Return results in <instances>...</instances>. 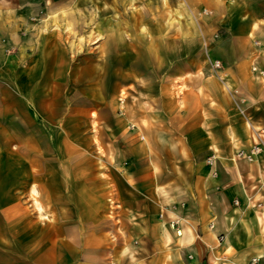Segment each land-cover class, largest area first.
Returning <instances> with one entry per match:
<instances>
[{
  "label": "crops",
  "instance_id": "crops-1",
  "mask_svg": "<svg viewBox=\"0 0 264 264\" xmlns=\"http://www.w3.org/2000/svg\"><path fill=\"white\" fill-rule=\"evenodd\" d=\"M254 65L264 0H0V264H264Z\"/></svg>",
  "mask_w": 264,
  "mask_h": 264
},
{
  "label": "rangeland",
  "instance_id": "rangeland-1",
  "mask_svg": "<svg viewBox=\"0 0 264 264\" xmlns=\"http://www.w3.org/2000/svg\"><path fill=\"white\" fill-rule=\"evenodd\" d=\"M81 16L83 17V13H81ZM178 124L179 123H175L176 126H178ZM172 132H173L172 134L169 132L168 136L165 137L164 131H163L161 133V136L160 135L158 136V140H159V145L160 146L162 145L163 147H166V146L174 147L175 148V152H173V153H167V152L161 153L160 157L162 159H165V160H171V162H174V163L176 162L177 163V167L176 168L180 172L184 173L183 172V169H185L184 164L187 165L188 160L185 159V154L178 153L177 152L178 148H176L179 145V143H184L183 142L184 138L182 139L183 135L180 133V130H178L177 128H174V130ZM179 136H181V137H179ZM254 141H257V138H255ZM182 154L184 155V159L182 158L183 157Z\"/></svg>",
  "mask_w": 264,
  "mask_h": 264
},
{
  "label": "built area",
  "instance_id": "built-area-1",
  "mask_svg": "<svg viewBox=\"0 0 264 264\" xmlns=\"http://www.w3.org/2000/svg\"><path fill=\"white\" fill-rule=\"evenodd\" d=\"M213 67H220V62L218 60H214L212 63ZM253 71H257L259 74H264V69H258L257 66L252 67ZM264 153V140H262L259 136H257V141H254L249 149H239L235 156L237 158L244 159L246 161H252L256 157H258L260 154ZM214 159V155H210L207 157V162L212 164Z\"/></svg>",
  "mask_w": 264,
  "mask_h": 264
}]
</instances>
